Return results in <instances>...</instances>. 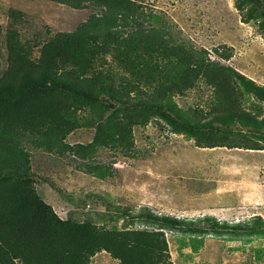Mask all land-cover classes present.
<instances>
[{
  "label": "rangeland",
  "instance_id": "1",
  "mask_svg": "<svg viewBox=\"0 0 264 264\" xmlns=\"http://www.w3.org/2000/svg\"><path fill=\"white\" fill-rule=\"evenodd\" d=\"M133 1L158 14L172 40L201 52L209 64L230 67L264 89V0ZM100 11L75 8L67 0H0V68L7 66L9 45L38 61L45 45L58 34L74 32ZM118 71L109 55L94 66V73ZM211 93L201 82L186 96L176 97V105L182 110L206 108ZM243 99V108L264 122V98L249 93ZM206 122V129L215 126L254 136L261 149L202 146L156 117L134 127L132 149L112 145L95 152L77 150L92 143L97 130L90 126L72 132L61 149L49 150L37 129L17 132L16 117L9 115L0 122V159L7 155L2 149L6 143L15 145L20 153L16 157L8 153L2 168H28L31 184L62 219L92 220L107 230L164 231L172 264H264V123L221 127L218 120ZM96 167L109 177L94 176L90 171ZM154 215L198 225L210 216L229 225H253L262 235L238 236L227 229L220 234L203 233L204 243L194 253L190 232L174 224L163 228ZM91 264H119V260L103 251Z\"/></svg>",
  "mask_w": 264,
  "mask_h": 264
},
{
  "label": "trees",
  "instance_id": "2",
  "mask_svg": "<svg viewBox=\"0 0 264 264\" xmlns=\"http://www.w3.org/2000/svg\"><path fill=\"white\" fill-rule=\"evenodd\" d=\"M67 3L101 11L74 32L58 34L38 61L8 46L7 66L0 68V122L15 115L17 132L37 129L49 150L61 149L72 132L90 126L97 130L92 143L77 150L95 152L112 145L132 149L134 127L156 117L202 146L261 149L254 136L215 126L206 129V120H218L221 127L259 126L264 122L243 108V98L249 93L264 98L263 88L230 67L209 64L201 52L172 40L161 17L133 0ZM105 55L118 72L94 73L95 63ZM201 82L212 90L208 106L179 108L176 97L186 96ZM13 146L6 143L2 149L7 155L0 159V264H91L103 251L119 264H172L164 231L107 230L92 220L60 218L31 184L28 168H2L8 153L15 157L20 153ZM90 172L99 179L109 177L98 167ZM154 219L163 228L174 224L190 232L194 253L204 243L203 233L227 229L238 236L262 235L253 225H229L210 216L199 225L171 216Z\"/></svg>",
  "mask_w": 264,
  "mask_h": 264
}]
</instances>
